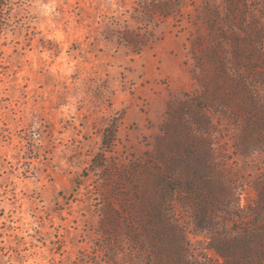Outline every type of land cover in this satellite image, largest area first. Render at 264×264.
Returning <instances> with one entry per match:
<instances>
[{"label": "rangeland", "instance_id": "374dc122", "mask_svg": "<svg viewBox=\"0 0 264 264\" xmlns=\"http://www.w3.org/2000/svg\"><path fill=\"white\" fill-rule=\"evenodd\" d=\"M3 9L0 264H264V0Z\"/></svg>", "mask_w": 264, "mask_h": 264}, {"label": "trees", "instance_id": "16d2710c", "mask_svg": "<svg viewBox=\"0 0 264 264\" xmlns=\"http://www.w3.org/2000/svg\"><path fill=\"white\" fill-rule=\"evenodd\" d=\"M4 1L5 0H0V30L2 29V26L5 23V18H4V14H3ZM107 132H112L113 134H115L116 133V126H112V127L108 128ZM106 139H107V137H105V142H106ZM115 140H116V136H113L111 141H110L111 144H113L115 142Z\"/></svg>", "mask_w": 264, "mask_h": 264}]
</instances>
